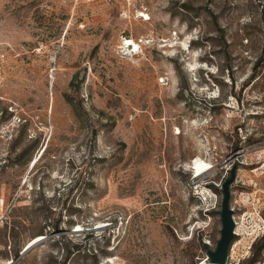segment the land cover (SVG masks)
<instances>
[{
    "label": "rangeland",
    "instance_id": "1",
    "mask_svg": "<svg viewBox=\"0 0 264 264\" xmlns=\"http://www.w3.org/2000/svg\"><path fill=\"white\" fill-rule=\"evenodd\" d=\"M0 50V264H210L232 168L264 264V0H0Z\"/></svg>",
    "mask_w": 264,
    "mask_h": 264
},
{
    "label": "water",
    "instance_id": "2",
    "mask_svg": "<svg viewBox=\"0 0 264 264\" xmlns=\"http://www.w3.org/2000/svg\"><path fill=\"white\" fill-rule=\"evenodd\" d=\"M235 179V168L230 171L228 177L222 184V200L220 204V238L214 251H208V257L211 264H226L228 260V251L230 244L236 235L234 233L235 222L233 219V209L230 207V185Z\"/></svg>",
    "mask_w": 264,
    "mask_h": 264
},
{
    "label": "bare ground",
    "instance_id": "3",
    "mask_svg": "<svg viewBox=\"0 0 264 264\" xmlns=\"http://www.w3.org/2000/svg\"><path fill=\"white\" fill-rule=\"evenodd\" d=\"M124 45L126 48H129V49L132 47L134 50L138 47L137 43L134 40L126 39V38L124 39ZM191 164H192L191 168L193 169V171H195L196 175L203 173V171L207 170L210 167L209 163L202 160L201 158H195ZM78 229H80V228H78ZM40 239H41L40 236H36L34 241L36 242Z\"/></svg>",
    "mask_w": 264,
    "mask_h": 264
},
{
    "label": "built area",
    "instance_id": "4",
    "mask_svg": "<svg viewBox=\"0 0 264 264\" xmlns=\"http://www.w3.org/2000/svg\"><path fill=\"white\" fill-rule=\"evenodd\" d=\"M4 57H5V53L3 52V50H0V59H4Z\"/></svg>",
    "mask_w": 264,
    "mask_h": 264
},
{
    "label": "trees",
    "instance_id": "5",
    "mask_svg": "<svg viewBox=\"0 0 264 264\" xmlns=\"http://www.w3.org/2000/svg\"><path fill=\"white\" fill-rule=\"evenodd\" d=\"M184 6V5H183ZM56 227V226H55ZM264 248V244H263V246L261 247V249H263ZM73 249V248H72Z\"/></svg>",
    "mask_w": 264,
    "mask_h": 264
}]
</instances>
